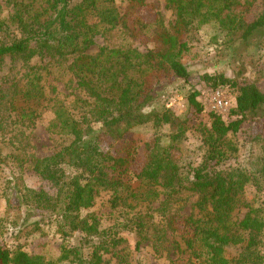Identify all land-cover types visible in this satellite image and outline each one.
I'll list each match as a JSON object with an SVG mask.
<instances>
[{"label": "trees", "instance_id": "16d2710c", "mask_svg": "<svg viewBox=\"0 0 264 264\" xmlns=\"http://www.w3.org/2000/svg\"><path fill=\"white\" fill-rule=\"evenodd\" d=\"M0 1V132L13 116L32 117L35 109L45 106L44 81L51 67L66 69L81 93L73 103L55 100L51 108L52 133L69 143L28 161L53 193L24 188L16 191V206L9 199V211L12 207L24 211L18 220L26 228L36 213L50 214L59 233L75 243L64 248L61 262L109 264L103 254L111 253L117 264H132L127 249L120 248L123 239L104 241L98 222L82 218V211L92 209L103 192L111 194L115 209L134 210L137 205L130 202L134 200H161L165 232L139 209L125 220L124 225L135 231L138 249L144 241L165 237L168 227L176 224L175 201L192 194L198 195L196 214L176 228L179 242L174 248L185 257L183 264H264V65L249 56L255 41H264V0H162L175 12L169 26L143 16L146 8L155 9L147 0ZM11 3L9 12L5 6ZM211 24L228 34V53L243 68L234 78L202 77L215 90L228 85L235 105L228 120L212 111L206 124L198 126L206 153L191 166L179 153L188 139L190 112L196 116L205 112L200 93L192 89L186 95L188 113L183 119L159 104L169 90L180 89H171L173 84L191 86L183 60L192 52L194 34ZM100 39L99 52L89 53ZM143 41L152 44L146 52L137 48ZM36 59L39 64H33ZM246 69L251 70L250 77ZM147 124L155 131L151 140L113 151L112 144ZM166 126L168 140L160 134ZM246 126L250 127L246 156L239 161L234 139ZM6 159L0 148V170ZM250 187L256 188V195L247 199ZM242 210L246 214L239 218ZM40 223L35 221L33 231ZM22 233L19 228V237ZM95 238L99 240L92 246ZM236 247L240 253L230 257L229 250ZM0 264L57 262L22 246L0 245Z\"/></svg>", "mask_w": 264, "mask_h": 264}, {"label": "rangeland", "instance_id": "374dc122", "mask_svg": "<svg viewBox=\"0 0 264 264\" xmlns=\"http://www.w3.org/2000/svg\"><path fill=\"white\" fill-rule=\"evenodd\" d=\"M15 1V0H13ZM22 1V0H21ZM80 0H75L78 3ZM1 2V1H0ZM3 3V2H2ZM150 7L143 10L142 14L151 22L155 20L161 21L164 25L169 26L175 20V12L170 9L164 1L156 2V0H147ZM6 9L12 11L13 4H6ZM226 32L211 24L203 27L193 36L192 52L186 56L183 62L188 66L191 78V86L184 88L182 83L173 84L170 88H180L179 90L170 91L163 96L159 104L163 108L171 109L181 119L185 118L188 113V102L186 95L190 90L195 89L200 93L199 100L205 108V112L201 116L194 115L190 112V128L187 141L181 146L179 157L183 163L194 166L198 165L205 156L206 149L201 142V136L197 131L198 126L205 125L207 114L216 112L225 120H228L231 109L235 105V95L232 89L228 86H220L218 89H213L206 85L202 77L206 74L220 75L225 74L228 78H234L243 68V63L238 65L233 61L232 56L228 53L229 37ZM103 46L102 40H98L96 45L91 48V54L99 52ZM151 42H139L137 48L141 52H146L151 49ZM249 56L254 58L259 65H264V41L258 38L252 46ZM40 60H34L33 64H39ZM50 68V67H49ZM247 77L251 76V70L246 69ZM45 89L47 103L44 107L35 109L32 117L22 118L13 116L10 120L4 123L0 132V148L5 155V166L0 170V219L3 220L0 227V245H4L10 249L22 246L28 253H42L48 260L56 261L57 264H68L61 262L63 250L65 247L71 248L75 246L73 239H66L59 233L55 216L50 214L39 213L30 221L29 228L18 216L24 217V211L19 212L13 207L9 211V199L11 204H15L18 194L16 191L29 189H46L53 193L49 184L42 182L35 175L28 164L29 158L33 155L44 157L52 154L56 149L66 146L69 143L68 139L62 138L51 131V123L54 119L52 106L55 100L65 101L67 104L73 103L79 96L80 91L76 89V85L72 81L69 72L66 69L51 67V71L45 78ZM264 88V82L262 83ZM250 127H245L242 132L234 139L239 146V161L246 156V145ZM164 140H168L169 128L164 127L160 131ZM155 135L151 124L143 125L134 128L125 139L112 144L113 151L120 152L125 145L135 142L141 146L145 142L151 140ZM135 188L138 184H133ZM143 192L144 190H140ZM146 191V189H145ZM256 195V188L250 187L246 198L252 199ZM179 201H175L172 212L174 213L173 221L176 224L168 227L167 234L162 239L153 237L154 240L144 241L140 248L137 249V238L135 231L130 230L124 225L129 214H134L136 209L149 213L151 221L159 225L162 229L164 219L162 217L160 205L161 200L153 201H130L136 209L118 207L115 209L112 205L111 194L103 192L96 197L94 206L90 210L82 211V218H89L90 223L95 219L99 224V231L102 233L101 238L104 241L110 237L122 238L125 242L122 247L126 248L127 254L132 259V264H170L176 260L177 263H185V257L178 253L176 243L179 242L177 236L178 226L184 224V220L196 214L194 204L198 200V195L185 194L180 196ZM17 204H15L16 206ZM121 206H124L123 204ZM246 210H242L239 218H243ZM38 220L39 230H35V221ZM19 222L18 226L13 224ZM148 221V222H151ZM151 224V223H148ZM181 224V225H180ZM18 228V229H17ZM22 229L23 233L19 237L18 230ZM164 232L166 227L163 228ZM176 229V231H175ZM155 231V230H153ZM161 232V231H160ZM162 233V232H161ZM95 241H90L93 246ZM105 246H107L105 244ZM175 247V248H174ZM110 250V249H109ZM241 248L236 247L229 250L230 257H236L240 253ZM103 252H106L103 250ZM91 254V251H88ZM103 259L106 263L117 264V261L112 258V254H103ZM111 262V263H110Z\"/></svg>", "mask_w": 264, "mask_h": 264}]
</instances>
